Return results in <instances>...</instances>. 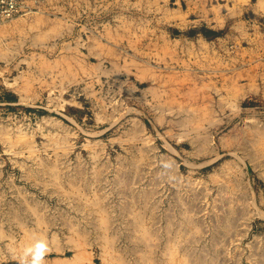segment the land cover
I'll use <instances>...</instances> for the list:
<instances>
[{"label":"rangeland","instance_id":"obj_1","mask_svg":"<svg viewBox=\"0 0 264 264\" xmlns=\"http://www.w3.org/2000/svg\"><path fill=\"white\" fill-rule=\"evenodd\" d=\"M25 6L0 24V264H264V0Z\"/></svg>","mask_w":264,"mask_h":264},{"label":"built area","instance_id":"obj_2","mask_svg":"<svg viewBox=\"0 0 264 264\" xmlns=\"http://www.w3.org/2000/svg\"><path fill=\"white\" fill-rule=\"evenodd\" d=\"M25 12V0H0V24Z\"/></svg>","mask_w":264,"mask_h":264},{"label":"bare ground","instance_id":"obj_3","mask_svg":"<svg viewBox=\"0 0 264 264\" xmlns=\"http://www.w3.org/2000/svg\"><path fill=\"white\" fill-rule=\"evenodd\" d=\"M187 127V126H186ZM255 132H257L256 130H255ZM256 138H258V137H256ZM255 138V139H256ZM254 139V138H253ZM263 138H261V140H262ZM258 140H260V139H258ZM261 142V141H260ZM258 144H259V142H257ZM261 145V144H260ZM263 146V145H262ZM261 149V148H260ZM261 152V151H260ZM263 154V153H262Z\"/></svg>","mask_w":264,"mask_h":264}]
</instances>
